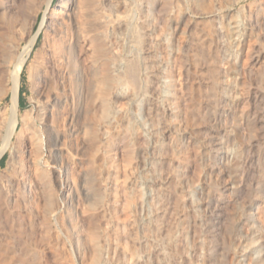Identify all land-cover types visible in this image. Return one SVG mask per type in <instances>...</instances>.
Here are the masks:
<instances>
[{
	"label": "rangeland",
	"instance_id": "374dc122",
	"mask_svg": "<svg viewBox=\"0 0 264 264\" xmlns=\"http://www.w3.org/2000/svg\"><path fill=\"white\" fill-rule=\"evenodd\" d=\"M58 1L23 0L18 51L0 58V78L18 74L25 99L8 126L13 97L0 94V183L13 192L0 264H264V0H80L79 74L50 91Z\"/></svg>",
	"mask_w": 264,
	"mask_h": 264
},
{
	"label": "bare ground",
	"instance_id": "6f19581e",
	"mask_svg": "<svg viewBox=\"0 0 264 264\" xmlns=\"http://www.w3.org/2000/svg\"><path fill=\"white\" fill-rule=\"evenodd\" d=\"M26 2V1H25ZM54 0H48L46 7L47 10H54V6L53 3ZM109 2V1H108ZM114 4V3H113ZM150 4H148L149 6ZM81 6V2L80 0H59L58 1V7L60 8V14H64L65 15V20L62 21H57L54 25L53 28V32H54V38H52V43L49 46L48 52L46 53V56L43 60V66L47 72V76L48 79H46V83L45 85H47L51 89H58L61 88L62 91H64L67 87V81L64 80L67 76V74H76L78 75V68H77V59H76V52H75V48L77 43H79L81 41V38L83 37V30H81L79 24H78V20L76 19V15L79 12ZM112 6V5H111ZM116 7V6H115ZM114 7V8H115ZM161 8V6H160ZM24 9V2L23 0H0V58L1 59H11L15 56L16 54V48L13 46V44L10 41L11 33L13 31V28L15 26V23L18 21L19 19V15L22 13ZM109 9V8H108ZM113 9V8H112ZM81 11V10H80ZM117 11V10H116ZM26 16V15H25ZM64 19V18H63ZM125 19V18H123ZM160 19V18H159ZM122 21V20H121ZM51 22V21H50ZM54 22V21H53ZM115 23V22H114ZM122 22H120L119 24H121ZM123 24V23H122ZM52 25V26H53ZM117 25V24H116ZM83 26V25H82ZM128 26V25H127ZM98 27V26H97ZM52 28V27H51ZM134 28V27H133ZM85 29V28H84ZM91 29V28H90ZM238 27L234 24L231 25V30L233 31H237ZM136 31V30H135ZM135 31H133L135 33ZM224 32V31H223ZM85 33V32H84ZM225 33V32H224ZM220 34V33H219ZM13 35V34H12ZM234 35V34H233ZM39 37V32L37 34H35L33 36V38L29 41L28 43V47H27V51L30 52V50L32 48H34L36 46L37 40ZM135 37V36H134ZM131 39V38H130ZM138 39V38H137ZM94 42V41H93ZM207 48V47H206ZM114 50V49H113ZM100 52V51H99ZM22 54V53H21ZM20 54V55H21ZM234 54V53H233ZM19 55V57H20ZM141 56V55H140ZM136 58V57H135ZM134 58V59H135ZM139 58V57H138ZM153 58V57H152ZM151 58V59H152ZM3 59V60H4ZM5 59V61H6ZM18 59V58H17ZM137 59V58H136ZM135 59V60H136ZM130 62V60H128ZM127 61V62H128ZM140 61V60H139ZM210 61V60H209ZM126 62V63H127ZM219 62V61H218ZM1 63V62H0ZM212 63V62H211ZM140 64V63H139ZM214 65V62L212 63ZM1 65V64H0ZM122 65V64H121ZM126 65V64H125ZM127 66V65H126ZM138 61L137 62H131L128 66H127V71L130 75V77L136 81L137 78V71H138ZM111 67V66H110ZM167 67V66H166ZM123 68V67H122ZM142 68V67H141ZM144 69V68H143ZM223 69V68H222ZM225 69V68H224ZM5 70V69H4ZM145 70V69H144ZM143 70V71H144ZM149 70V69H148ZM219 70V69H218ZM2 70L0 69V72ZM6 71V70H5ZM226 71V70H224ZM145 72V71H144ZM207 72V71H205ZM7 74V72H4V74ZM16 73V72H15ZM146 73V72H145ZM201 73V72H200ZM209 73V72H208ZM226 73V72H225ZM1 74V73H0ZM14 74V73H13ZM152 74V73H151ZM2 75V74H1ZM8 75V74H7ZM140 75V74H139ZM153 75V74H152ZM12 76V75H10ZM145 76V75H144ZM3 77V76H2ZM68 77V76H67ZM147 77V76H146ZM159 77V74H158ZM211 77V76H210ZM139 78V77H138ZM2 80H0V94H7L8 96H12L13 97V114H12V118L8 124L11 125L12 123L17 124L19 121L20 116V109H19V90H20V78L18 76V74H16L14 77H8L6 78H0ZM107 79V78H106ZM143 79V78H142ZM148 79V77L146 78V80ZM151 79V78H150ZM81 80V79H80ZM149 81V80H147ZM222 81V80H221ZM76 82V81H75ZM116 83V81L114 82ZM152 83V81H151ZM150 83V84H151ZM155 83V82H154ZM82 84V83H81ZM159 87L158 85L156 86L158 91L157 93H160L161 98L163 99V101L167 100V95L165 94V91L163 90L162 85H165L164 80H162V78H159ZM101 85V84H100ZM118 86V84H115ZM80 86V85H79ZM102 86V85H101ZM148 86V85H147ZM146 86V87H147ZM151 86V85H150ZM226 86V84H225ZM145 87V88H146ZM154 87V86H153ZM56 89V90H57ZM64 89V90H63ZM106 89V88H105ZM129 89V88H128ZM155 89V88H154ZM147 90V88H146ZM60 91V90H59ZM152 91V90H151ZM149 92V91H148ZM53 93V92H52ZM51 93V94H52ZM54 94V93H53ZM57 94V93H56ZM52 95V97L50 99H47L45 101L44 106H41V110L39 112H41L44 121L47 120L52 117L51 115L53 114V105H55L57 102H59V96L58 94L56 95ZM86 95V94H85ZM157 94L155 93V96ZM120 96V95H119ZM131 96V95H130ZM219 96V95H218ZM87 97V96H86ZM133 97V96H132ZM132 97H130V99H132ZM135 97V95H134ZM148 97V96H147ZM146 97V98H147ZM48 98V97H47ZM156 98V97H155ZM145 99V98H144ZM207 99V98H206ZM225 100H231L232 97L225 95L224 96ZM129 100V97H128ZM134 100V98H133ZM136 100V99H135ZM130 101V100H129ZM142 101V100H141ZM232 101H234L232 99ZM140 102V101H139ZM137 102V103H139ZM157 102V101H156ZM43 104V103H42ZM39 105V104H38ZM56 106V105H55ZM39 107V106H38ZM111 107V106H110ZM185 108V107H184ZM190 110V109H189ZM192 110V109H191ZM28 112V111H27ZM25 113V112H24ZM85 113V112H84ZM30 112L23 114L22 116V121L26 124L28 122V120L30 119ZM40 114V113H39ZM39 117V116H38ZM32 118V117H31ZM34 119V118H32ZM42 119V120H43ZM41 120V121H42ZM50 120V119H49ZM53 120V119H52ZM171 121V120H170ZM33 122V121H32ZM43 122V121H42ZM102 122V121H101ZM22 123V122H21ZM22 123V124H24ZM31 123V122H30ZM47 122L45 121V124ZM24 124V125H25ZM28 124V123H27ZM44 124V125H45ZM53 123L52 122H48V124L46 125V130L48 132H46L47 135L50 136H55L54 134V128L51 126ZM43 125V126H44ZM27 126V125H26ZM164 126V125H163ZM45 127V126H44ZM123 128V127H122ZM145 129V128H144ZM154 129V128H153ZM163 129V128H162ZM176 129V128H175ZM74 131V130H73ZM158 131V130H157ZM155 134V133H154ZM157 134V133H156ZM57 136V134H56ZM156 136V135H155ZM158 137V136H157ZM54 138V137H53ZM56 138V137H55ZM216 144V143H215ZM212 145V144H211ZM156 147V146H155ZM7 152V146L5 143H3L2 148H0V160L1 158L5 155V153ZM160 152V151H159ZM15 153V152H14ZM161 154V153H160ZM218 155V154H217ZM158 156V155H157ZM162 156V155H161ZM159 164V163H158ZM159 166V165H158ZM221 166V165H219ZM154 167V166H153ZM152 167V168H153ZM219 168V167H218ZM227 168V167H226ZM216 169V168H215ZM221 169V168H220ZM223 169V168H222ZM222 173V172H221ZM156 178V177H155ZM219 180V179H218ZM154 181V180H153ZM171 181V180H170ZM172 183V182H171ZM217 183V182H216ZM152 184V182H151ZM153 185V184H152ZM179 185V184H178ZM181 185V184H180ZM153 187V186H152ZM207 189V188H206ZM104 190V189H103ZM14 191V190H13ZM210 192V191H209ZM11 193L12 192V188L9 184H1L0 183V209H5V205L7 204V200L10 199L11 202ZM154 193H157L156 191H154ZM151 193L150 195H148V197H151ZM166 195V194H165ZM177 195V194H176ZM213 195V194H212ZM160 196V195H159ZM153 197V196H152ZM151 197V199H152ZM161 197V196H160ZM215 197V196H214ZM179 198V196H178ZM189 198V197H188ZM187 198V199H188ZM150 199V198H149ZM150 199V200H151ZM177 199V198H175ZM183 199V198H182ZM184 200V199H183ZM205 201V200H204ZM215 201V200H214ZM150 202V201H149ZM152 202V201H151ZM160 202V201H159ZM158 202V204H159ZM162 202V201H161ZM13 203V202H12ZM11 203V204H12ZM164 203V202H163ZM15 204V203H14ZM153 204L155 205V203L153 202ZM157 204V203H156ZM165 204V203H164ZM163 204V205H164ZM13 205V204H12ZM139 205V204H138ZM221 205V204H220ZM172 206V205H171ZM200 206V205H199ZM156 207V206H155ZM163 207V206H162ZM201 207V206H200ZM7 208V207H6ZM14 209V208H13ZM168 209V208H167ZM174 209V208H173ZM177 211V210H176ZM163 212V211H162ZM183 212V211H182ZM173 213V212H172ZM185 216V215H184ZM251 217V215H250ZM253 218V217H252ZM155 218H152L151 220L154 221ZM157 219V218H156ZM161 220V219H160ZM158 221V220H157ZM162 221V220H161ZM160 221V222H161ZM249 223L252 222V219H248L247 220ZM159 222V223H160ZM136 223V222H135ZM151 223V222H150ZM253 223V222H252ZM255 223V222H254ZM154 224V223H153ZM157 224V223H155ZM163 224V221H162ZM167 224V223H166ZM176 224V223H175ZM242 225V224H241ZM250 225V224H249ZM168 226V225H167ZM166 226V227H167ZM147 228V227H146ZM248 228V226H247ZM252 229L255 228V226L252 224L251 226ZM155 229V228H154ZM225 229V228H224ZM158 230V229H157ZM163 230V229H162ZM170 230V229H169ZM175 230V229H174ZM145 231V230H144ZM147 231V230H146ZM159 231V230H158ZM258 231V230H257ZM224 232V231H223ZM152 233V232H151ZM154 233V232H153ZM160 233V232H159ZM137 234V232H136ZM183 234V233H182ZM242 234V233H241ZM135 237V236H134ZM162 237V236H161ZM175 237V236H174ZM179 237V236H178ZM131 238V237H130ZM167 238V237H166ZM165 239V238H164ZM163 239V240H164ZM169 242L172 241L173 239V235L170 234L169 235ZM261 239V238H260ZM197 240V238H196ZM222 240V239H221ZM166 241V240H165ZM138 242V241H137ZM160 242V241H159ZM167 242V241H166ZM174 242V241H173ZM177 242V241H176ZM185 243V242H184ZM134 244V243H133ZM132 244V245H133ZM190 244V243H189ZM160 245V244H159ZM193 245V244H192ZM221 245V244H220ZM149 246V245H148ZM178 246V245H177ZM201 248V247H200ZM221 248V247H220ZM148 249V248H147ZM203 250V249H202ZM210 250V249H209ZM258 250V245L256 243H249L247 244L244 249L242 248L241 252H240V256L246 257L249 254L252 253H256V251ZM231 251V250H230ZM134 252V251H133ZM160 251H158L159 253ZM157 253V252H156ZM163 254V253H162ZM227 254V253H226ZM13 255V254H12ZM10 257V256H9ZM13 257V256H12ZM22 257V256H21ZM86 257V256H85ZM119 257V256H118ZM135 257V256H134ZM198 257V256H197ZM262 257V256H261ZM264 257V256H263ZM163 258V256H162ZM173 258V257H172ZM170 258V259H172ZM196 258V257H195ZM138 259V258H137ZM166 259V258H165ZM169 259V260H170ZM102 260V259H101ZM105 260V259H104ZM158 260V259H157ZM161 260V259H160ZM173 260V259H172ZM100 261V257H96L94 260V263H98ZM165 261V260H164ZM104 262V261H102ZM131 262V261H130ZM137 262V261H136ZM144 262V261H143ZM142 262V264H143ZM168 262V261H167ZM190 262V261H189ZM210 262V261H209ZM101 263V262H100ZM138 263V262H137ZM145 263V262H144ZM147 263V262H146ZM171 263V262H170ZM174 263V262H173ZM188 263V262H187ZM99 264V263H98ZM103 264V263H101ZM106 264V263H105ZM172 264V263H171ZM175 264V263H174ZM250 264V263H249Z\"/></svg>",
	"mask_w": 264,
	"mask_h": 264
},
{
	"label": "trees",
	"instance_id": "16d2710c",
	"mask_svg": "<svg viewBox=\"0 0 264 264\" xmlns=\"http://www.w3.org/2000/svg\"><path fill=\"white\" fill-rule=\"evenodd\" d=\"M24 92L22 89H20V92H19V108L20 109H23L24 106H25V99H24ZM22 102L24 103V105H22ZM6 159V155H4L2 157V159L0 160V164Z\"/></svg>",
	"mask_w": 264,
	"mask_h": 264
},
{
	"label": "crops",
	"instance_id": "0c3cea01",
	"mask_svg": "<svg viewBox=\"0 0 264 264\" xmlns=\"http://www.w3.org/2000/svg\"><path fill=\"white\" fill-rule=\"evenodd\" d=\"M6 163V159L0 164V166H3Z\"/></svg>",
	"mask_w": 264,
	"mask_h": 264
}]
</instances>
